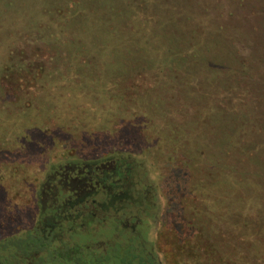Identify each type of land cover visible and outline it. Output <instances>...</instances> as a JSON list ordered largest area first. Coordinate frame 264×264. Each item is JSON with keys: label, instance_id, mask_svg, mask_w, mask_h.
<instances>
[{"label": "rangeland", "instance_id": "374dc122", "mask_svg": "<svg viewBox=\"0 0 264 264\" xmlns=\"http://www.w3.org/2000/svg\"><path fill=\"white\" fill-rule=\"evenodd\" d=\"M112 154L166 264H264V0H0V234L50 162Z\"/></svg>", "mask_w": 264, "mask_h": 264}, {"label": "flooded vegetation", "instance_id": "af4514ba", "mask_svg": "<svg viewBox=\"0 0 264 264\" xmlns=\"http://www.w3.org/2000/svg\"><path fill=\"white\" fill-rule=\"evenodd\" d=\"M124 158L101 156L92 165L77 162L57 171L45 193L48 210L55 213L38 214L36 184L34 214L10 232L2 229L0 264H166L156 244L158 189L145 187L147 209L135 214L133 207L142 201L134 191L141 189ZM67 206L73 209L68 212ZM150 228L155 229L151 247L144 233Z\"/></svg>", "mask_w": 264, "mask_h": 264}, {"label": "trees", "instance_id": "16d2710c", "mask_svg": "<svg viewBox=\"0 0 264 264\" xmlns=\"http://www.w3.org/2000/svg\"><path fill=\"white\" fill-rule=\"evenodd\" d=\"M15 67H17V64L14 63L12 60L11 63L8 66H6V68H5V71H4L5 72V78L8 77V79H11V77L13 76V74H11V72H13ZM112 155H108V156H112ZM124 157H125L124 161L127 162L125 165L128 167V173L131 174L132 172H134L135 180H136V182L139 183L137 188L141 189L138 191H134L136 193V197L140 198V201H142L141 203H139V200L137 201L136 205L133 207L134 213L143 215L145 213V210L147 209V206L145 204V200H146L145 187H147V186L144 184L142 179H138L136 177V168L139 166L137 165L136 168L133 167V162L128 161L130 156H124ZM77 162H81V163H83V165H85V164H91L92 165V164H94L95 160L83 159V158H67V159H60V160L53 161V162L49 163L48 168H46L42 179L38 183V188H37V192H36V194H37V207H38V214L39 215L40 214L46 215V214H50L52 212L55 213L54 211L48 210V209H50V206L48 204L49 200H50V195L45 194L47 191L50 190L49 183H52L55 181L52 179V176H54V174H56L57 171L61 170V168H65L67 166H69V167L77 166ZM68 182H73V181H68ZM80 183H84V182L75 181L76 185H79ZM84 188H85V192H86L88 190V187H86V185H85ZM157 199H158V197H157ZM149 205H153V204L150 203ZM159 206H160V204H159ZM67 208H68L67 209L68 212H70L69 209H71V210L73 209L72 206H67ZM109 208L111 210H114V206H110ZM149 208H150V206H149ZM151 209H153V206L151 207Z\"/></svg>", "mask_w": 264, "mask_h": 264}]
</instances>
